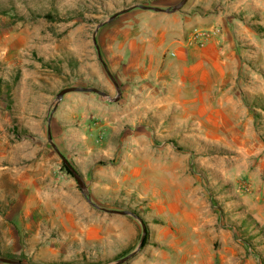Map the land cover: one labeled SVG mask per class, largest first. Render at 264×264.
Masks as SVG:
<instances>
[{
	"label": "rangeland",
	"instance_id": "374dc122",
	"mask_svg": "<svg viewBox=\"0 0 264 264\" xmlns=\"http://www.w3.org/2000/svg\"><path fill=\"white\" fill-rule=\"evenodd\" d=\"M133 1L0 0V260L114 264L144 229L123 264H264V0H186L170 40L227 52L177 72L167 48L139 91L104 59Z\"/></svg>",
	"mask_w": 264,
	"mask_h": 264
},
{
	"label": "crops",
	"instance_id": "0c3cea01",
	"mask_svg": "<svg viewBox=\"0 0 264 264\" xmlns=\"http://www.w3.org/2000/svg\"><path fill=\"white\" fill-rule=\"evenodd\" d=\"M150 1L151 0H135L127 7L132 9L122 14L124 16L121 19L126 20L129 24L132 20H134L136 30H141L140 35H137L136 33L135 37H132L130 36V32L128 33L127 30L122 27L116 34L122 36L118 41L120 42L118 47L119 52H108L104 58L107 62V60L111 57L116 56L114 55L115 53H118V64L120 66L116 67V69L112 71H115L118 76L119 74H125V78L123 79H127L126 73L129 72V81L132 80V82H134L138 91L147 88L154 90L155 86H149V84L146 83L153 76L156 83L164 82V78L167 76V68L164 67L165 65L163 64H168V60L165 59L163 62L162 51L167 48H170L169 54H174L171 59L177 72L179 70H184L185 68L187 70H195L198 65L201 66L206 64L203 60H201V53L204 54L203 52L212 54L213 56L217 55L216 52H219V54L227 52L225 48H219L214 42L207 44L203 48H198L193 44H187L185 41L180 42L176 39L170 40L175 35L181 37V39L183 38V34L185 33L184 28L186 27L185 19L187 17L183 18V24L185 25H176L178 19L179 21L181 20L180 18L176 19L168 13H158L134 7L136 5H141L166 9L178 3L174 4L176 0H168V2L158 3V5H155L150 4ZM199 18L201 20L203 19V17ZM171 24L173 27L170 26ZM132 29H134V26ZM174 31H176V33ZM168 42L169 44L166 45ZM124 57H128L130 59V65L128 64L129 69L127 71L123 68L124 65H121L124 64L122 60ZM108 66L111 68L110 64Z\"/></svg>",
	"mask_w": 264,
	"mask_h": 264
},
{
	"label": "water",
	"instance_id": "95a60500",
	"mask_svg": "<svg viewBox=\"0 0 264 264\" xmlns=\"http://www.w3.org/2000/svg\"><path fill=\"white\" fill-rule=\"evenodd\" d=\"M186 2V0H181L180 2H178L177 4H175L174 6L170 7V8H166V9H162V8H157V7H147V6H141V5H136L134 6L135 8H140V9H144V10H150V11H154V12H158V13H175L177 11H179L184 3ZM132 8H127V9H124L122 11H119L117 13H115L114 15H112L110 18H108V20L106 22H111L112 20H114L116 17H118L119 15H122L124 13H126L127 11L131 10ZM101 25L98 26V28L100 27ZM97 28V29H98ZM92 41H93V44L96 48V51L98 53V47L96 46L95 44V34L93 35L92 37ZM99 57V55H98ZM100 58V57H99ZM104 68L106 70V73L107 75L109 76L110 80L113 82L115 88H116V91H117V95H119V89H118V86L116 85V82L113 80L111 74L109 73L108 69L106 68V66L104 65ZM70 92H85V93H96L98 95H101L103 97H107V94L104 93V92H101L99 90H97L96 88H67V89H64V90H61L58 95H57V99L58 101L62 98V96L66 93H70ZM48 141L50 143V145L52 146L53 150L56 152V154L60 157V159L62 160V162L66 165V167L68 168L70 174L73 176V178L76 180L79 188L81 190L84 189V186L79 178V176L76 174V172L74 171V169L68 164V162L66 161V159L61 155V153L59 152V150L56 148V146L53 144V142L51 141V138H50V132H49V128H48ZM103 211L107 212V213H112V214H118V215H128V216H133L131 213L127 212V211H111V210H104L102 209ZM145 238V231L143 229L142 231V236H141V239H140V242L136 248L135 251H133L132 253H130L128 256L122 258L121 260H119L118 262L114 263V264H123L125 263L129 258H131L142 246V243H143V240ZM0 262L2 263H7V264H22L20 262H17V261H13V260H7V259H2L0 260Z\"/></svg>",
	"mask_w": 264,
	"mask_h": 264
},
{
	"label": "trees",
	"instance_id": "16d2710c",
	"mask_svg": "<svg viewBox=\"0 0 264 264\" xmlns=\"http://www.w3.org/2000/svg\"><path fill=\"white\" fill-rule=\"evenodd\" d=\"M43 18L44 19H46L47 21H54V19H55V16H53L52 14H46L45 16H43ZM145 244V242L143 243V245ZM128 253H125L124 255H122V256H119V258L118 259H120V258H122V257H124L125 255H127Z\"/></svg>",
	"mask_w": 264,
	"mask_h": 264
},
{
	"label": "flooded vegetation",
	"instance_id": "af4514ba",
	"mask_svg": "<svg viewBox=\"0 0 264 264\" xmlns=\"http://www.w3.org/2000/svg\"><path fill=\"white\" fill-rule=\"evenodd\" d=\"M99 52V51H98ZM98 55H99V57H100V54L98 53ZM98 57V58H99ZM99 60H100V62H101V64L104 66L105 64L103 63V61L101 60V57L99 58Z\"/></svg>",
	"mask_w": 264,
	"mask_h": 264
},
{
	"label": "built area",
	"instance_id": "2783aa9c",
	"mask_svg": "<svg viewBox=\"0 0 264 264\" xmlns=\"http://www.w3.org/2000/svg\"><path fill=\"white\" fill-rule=\"evenodd\" d=\"M218 30H216V32L213 31V34H217ZM171 56H174L173 53L170 54Z\"/></svg>",
	"mask_w": 264,
	"mask_h": 264
}]
</instances>
